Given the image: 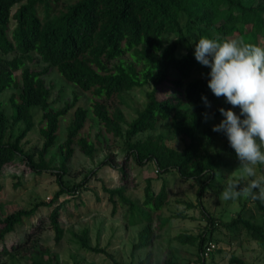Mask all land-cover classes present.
I'll list each match as a JSON object with an SVG mask.
<instances>
[{
	"label": "trees",
	"instance_id": "16d2710c",
	"mask_svg": "<svg viewBox=\"0 0 264 264\" xmlns=\"http://www.w3.org/2000/svg\"><path fill=\"white\" fill-rule=\"evenodd\" d=\"M16 4L18 6L12 12ZM220 5L224 8L225 18L217 23L215 17L222 11ZM263 14L264 0L251 6H245L242 0H0V92L10 87L15 89L9 96L13 108L10 119L0 105V172L5 166L22 163L36 173L53 172L59 186L48 201L17 209L0 220V264H4L3 258L10 253L5 244L6 236L25 218L35 216V221L20 233L18 242H13L11 248L26 243L39 230L44 217L34 214L40 206L51 207L46 215L49 228L54 241L61 240L64 233L60 220L63 202L56 201L64 193L72 195L85 187L95 172H87L78 183H64L63 176L67 173L74 146L87 157H92L98 148H111L106 135L122 136V123H125L122 94L145 85L152 86L150 99L127 123L125 157L116 162L115 153L110 149L100 165L116 168L120 180H125L131 168L128 157L131 155L139 165L153 162L157 173L174 170L182 179L200 180L197 199L206 219L204 230L197 237L187 233L175 237L180 243H197L198 264L207 263L204 256L206 243L212 240L213 232L219 226L232 232L242 227L252 239L264 245V226L243 217L242 210L236 217L223 221L202 204V195L222 165V154L219 150L207 151L195 146L196 131L202 122L200 116L208 110L202 97L207 96L211 103L217 98L208 88L207 76L184 82L200 65L194 52L176 54L180 40L185 37L181 23L183 16L187 17L186 28L197 27L200 34L208 36L210 29L229 35L236 28L240 34L244 26H248L249 32H258ZM167 34H176V38L164 44L163 37ZM12 52L15 55L11 58L5 57ZM32 53L45 63L44 67L33 69L28 65L35 60ZM169 68L178 76H171ZM51 69L90 95L92 118L99 126L93 139L89 133H82L89 111L76 105L77 94L74 93L60 107L54 106V101L50 100L52 87L45 75ZM165 83L171 85V90L159 98L157 92ZM228 105L220 103L214 109L215 116H221L219 108ZM32 106L41 110L39 134L42 143L36 151H26L21 140L35 125L30 110ZM71 110L64 138L59 140L60 120ZM163 121H169L175 134L188 137L190 141L183 148L176 149L167 145L161 135L136 138L139 133L153 130ZM18 122L23 126L17 135L7 137L9 126ZM212 128L208 127L210 136L227 139L226 135L214 132ZM54 147L57 160L48 156ZM151 182V178L146 177L141 206L130 202L129 221L131 224L143 223L132 251L147 250L139 264H153L151 245L156 236L153 218L159 219L158 228L165 223L159 211L167 201L166 185L163 182L156 191ZM103 189L109 193L111 201L114 194L123 201L127 200L120 189ZM253 202L264 212V203ZM77 238L81 246L105 252L90 247L87 228H83ZM228 264L252 263L231 255Z\"/></svg>",
	"mask_w": 264,
	"mask_h": 264
},
{
	"label": "rangeland",
	"instance_id": "374dc122",
	"mask_svg": "<svg viewBox=\"0 0 264 264\" xmlns=\"http://www.w3.org/2000/svg\"><path fill=\"white\" fill-rule=\"evenodd\" d=\"M258 2L259 0H242L245 6L256 5ZM17 6L18 4L13 6L12 12ZM225 6L226 4H223V7ZM223 7L220 5L222 11L215 17L217 23L225 18ZM262 17L263 21L258 32H249L248 26H244L240 34L237 33L236 28H233V33L229 35H222L216 30L210 29L207 36L200 34L197 27L186 28L187 17L183 16L181 23L185 37L180 40L176 54L180 55L187 51L194 52L195 45L201 37H213L222 40L243 38L245 42L264 46V14ZM199 27L205 28L204 25H199ZM175 38L176 34L164 35L163 43L168 44ZM32 54L35 60L28 65L33 69L44 67L45 63L37 59L34 53ZM13 55L15 52L9 53L5 57L11 58ZM209 71L210 69L200 64L184 82L207 76ZM15 73L18 75L19 71ZM169 73L171 76H178L171 68H169ZM45 79L52 87L50 100L54 101V106H62L63 102L70 100L74 93L78 95L76 105H81L89 111L82 133H89L93 139L99 126L92 118L90 95L81 91L75 84L66 81L54 69L45 75ZM170 86L168 83L163 84L158 90L157 96L161 98L167 95L171 90ZM151 87V85H145L122 94L125 123H122V136L113 137L105 134L109 143L112 144L111 148H109L110 146L101 150L98 148L92 157H87L77 146H74L73 156L67 163V173L63 176L64 183L66 185L78 183L87 172L91 170L95 172L90 175L85 187L72 195L64 193L56 201L63 202L60 220L64 233L61 240L56 243L53 232L49 228L46 215L51 207L40 206L34 215L43 216L44 220L39 230L30 236L26 243L14 249L11 248L13 242H18L20 233L29 228L31 223L35 221V216L25 218L22 223L15 227L13 232L6 236L5 244L10 253L3 258L4 264H139L147 250L141 248L132 251V244L137 240V234L143 223L137 221L135 224H131L129 221L131 218L130 202L137 206L142 205L146 177L151 178L154 190L157 191L164 182L168 192L167 201L159 211L161 219L165 221L162 228L157 227L159 219L153 218V226L156 230V236L151 245L153 264H198L196 260L197 243H180L175 237L179 233H187L197 237L204 230L206 219L197 199L200 180L182 179L174 170L157 173L153 162L139 165L131 155L128 156L131 168L128 170L129 173L125 180H120L116 168L100 165L111 150L115 153L116 162H121L125 157L127 146L124 133L127 123L149 101ZM13 91L15 89L10 87L0 92V105L9 119L13 113L9 96ZM220 103H225L223 97L214 100L211 103L212 107L208 108L206 112L210 115L214 114V109ZM229 107L231 105L226 108ZM30 110L35 125L21 140V144L26 151H36L42 143V137L39 134L41 110L38 106H32ZM235 111L239 112V109H235ZM71 112L72 110L60 120L59 140L64 138ZM203 114L200 116L201 125L196 131L195 146L207 151H221L222 165L215 179L207 186L202 195V204L213 216L223 221L236 217L237 212L242 210L243 217L264 226V212L260 211L252 200L240 198L223 201L221 199V193L227 181L238 179L242 175V171L239 169L240 162L235 151L230 147L228 139L210 136L208 132V127L218 124L222 116H215L214 114V118L205 122ZM22 126V122L9 126L7 137L13 138ZM147 135H161L167 145L176 149L183 148L190 141L188 137L175 134L171 130L169 121L160 122L155 129L139 133L136 138ZM55 147L48 156L57 160L58 154ZM257 175H264V165L257 166ZM58 187L56 175L53 172L41 171L36 173L30 171L22 163L3 167L0 172V220L6 214L17 209L29 208L34 203L48 201ZM103 187L120 189L127 200L123 201L118 194H114L113 201H111L109 193ZM113 207H115L114 210ZM83 228L88 230L90 247L104 249L105 252H97L81 246L77 234ZM1 246L0 242V248ZM206 246L210 247L204 255L206 264H228L231 255H236L252 264H264V245H260L252 239L242 227L232 232L219 226L213 232L212 240L208 241Z\"/></svg>",
	"mask_w": 264,
	"mask_h": 264
},
{
	"label": "clouds",
	"instance_id": "9594fccd",
	"mask_svg": "<svg viewBox=\"0 0 264 264\" xmlns=\"http://www.w3.org/2000/svg\"><path fill=\"white\" fill-rule=\"evenodd\" d=\"M194 56L210 69L207 76L212 94L231 105L219 108L222 119L212 130L226 135L242 175L227 181L221 199L244 198L264 203V175H257V166L264 165V46L243 38L201 37ZM202 100L207 108L212 107L207 96ZM203 115L205 122L214 118L207 112Z\"/></svg>",
	"mask_w": 264,
	"mask_h": 264
},
{
	"label": "built area",
	"instance_id": "2783aa9c",
	"mask_svg": "<svg viewBox=\"0 0 264 264\" xmlns=\"http://www.w3.org/2000/svg\"><path fill=\"white\" fill-rule=\"evenodd\" d=\"M209 248H210L209 246H206L205 251H204V255H205L206 251H207Z\"/></svg>",
	"mask_w": 264,
	"mask_h": 264
}]
</instances>
